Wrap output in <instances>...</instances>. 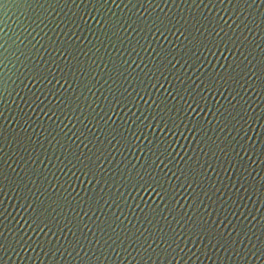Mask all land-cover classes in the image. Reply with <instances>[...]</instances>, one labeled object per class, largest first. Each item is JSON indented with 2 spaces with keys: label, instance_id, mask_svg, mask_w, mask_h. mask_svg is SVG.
Wrapping results in <instances>:
<instances>
[{
  "label": "water",
  "instance_id": "95a60500",
  "mask_svg": "<svg viewBox=\"0 0 264 264\" xmlns=\"http://www.w3.org/2000/svg\"><path fill=\"white\" fill-rule=\"evenodd\" d=\"M0 264H264V0H0Z\"/></svg>",
  "mask_w": 264,
  "mask_h": 264
}]
</instances>
